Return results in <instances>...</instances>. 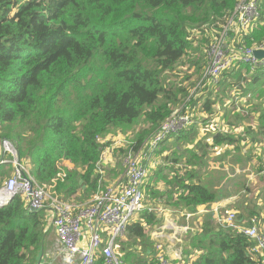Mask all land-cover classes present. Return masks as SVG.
<instances>
[{"label": "trees", "instance_id": "1", "mask_svg": "<svg viewBox=\"0 0 264 264\" xmlns=\"http://www.w3.org/2000/svg\"><path fill=\"white\" fill-rule=\"evenodd\" d=\"M240 1L0 0V145L3 140L15 144L20 161L39 185H52L60 171L58 162L66 157L83 171H68L55 192L62 200L86 204L106 187L99 173L107 146L101 137L112 128L141 122L148 126L138 131L132 147L138 152L149 145L148 152L162 160V166L144 183V208L128 225L126 242L118 244L116 252L124 264L157 263V246L148 236L161 221L160 209L196 214L200 207L210 208L229 196L228 187L215 188L208 176L198 177L191 147L200 134L195 122L156 147L150 142L188 97L184 88L168 82L169 73L184 61L204 69L206 48ZM261 5V19L249 32L229 29L228 49H264V0ZM220 78L218 83L212 78L201 83V92L176 114L193 120L190 111H195L206 130L210 118L205 115H213L220 83L230 90L247 84L243 92H252L251 100L264 97V61L256 68L236 62ZM228 100L222 98L218 108L224 119L227 112L221 107ZM232 112L239 126L248 118ZM255 119L263 129L264 108ZM235 132V125L227 132H205L201 143L212 137V150L230 146ZM181 142L190 150L180 152ZM164 143L165 149L159 150ZM183 160L187 169L178 168ZM167 168L172 169L169 174ZM13 170L0 165V187ZM245 204L237 208L242 217L264 221L261 211ZM49 225L45 212L30 211L21 196L0 206V264H31L42 251ZM190 244L197 254L190 264L263 262L251 253L254 242L220 225L213 214L203 216ZM103 262L100 254L96 264Z\"/></svg>", "mask_w": 264, "mask_h": 264}, {"label": "built area", "instance_id": "2", "mask_svg": "<svg viewBox=\"0 0 264 264\" xmlns=\"http://www.w3.org/2000/svg\"><path fill=\"white\" fill-rule=\"evenodd\" d=\"M262 0H241L228 23L213 39L209 52L207 77L218 83L224 71L236 62H242L256 68L264 60L254 57V49L241 52L228 49L229 29L236 27L250 31L261 19ZM194 123L189 116L173 115L151 141V147L165 139L171 133H178ZM10 153L14 159L5 156ZM106 151L101 155L99 165L107 161ZM108 154V153H107ZM139 154L129 152L124 157L125 180L122 184H112L98 193L86 204H76L62 200L55 192L59 181H63L68 171L78 165L64 157L58 162L59 173L49 187H43L30 175L20 161L15 144L3 140L0 145V165L11 164L14 171L0 187V206L11 198L21 196L32 212L47 210L50 212V227L58 236L63 264H96L99 255H103V264H124L116 252L118 244L126 237L128 225L143 210V185L149 177L148 165L143 163ZM106 163V162H104ZM264 176V165L261 169ZM220 206L212 210L218 223L236 234L249 238L255 245L251 253L262 259L264 264V221L254 217L248 220L238 219L236 213L220 215ZM186 218L192 214H186ZM156 264H172L165 249L160 244L156 248Z\"/></svg>", "mask_w": 264, "mask_h": 264}, {"label": "crops", "instance_id": "3", "mask_svg": "<svg viewBox=\"0 0 264 264\" xmlns=\"http://www.w3.org/2000/svg\"><path fill=\"white\" fill-rule=\"evenodd\" d=\"M220 87L218 89L224 90L226 87L224 84L220 83ZM247 86V84L244 85V88ZM238 88L239 95L236 97V101L238 102L241 99L249 98L252 94V92L248 94H244L243 89L240 87ZM249 88V87H248ZM254 89V88H253ZM247 90V89H246ZM234 100V101H235ZM236 104V102H235ZM247 104L249 105L247 107V114L248 118H246V121L244 124H241L239 126V121L232 122L230 125L236 126V132L235 136L236 139L234 143L230 146H219L216 149L220 148L225 149V152L222 154L224 158H227L230 163L233 165V176L227 175L224 172L223 166H218L219 168L214 169L213 167H202L197 166V172L198 177L202 178L203 175L208 176L207 182L212 183L215 188L224 187L226 185L224 184H231L235 186L236 191H243V185L246 187L247 183H251L254 186L253 194H246L245 191L243 194L242 192L235 193V190H230L231 192H227L226 195H229L226 199L222 200V202L216 203L215 205L209 207H200L198 210V213L192 214V217L186 218V213L178 212L176 210L172 209H160L159 216H160V223L156 224L155 226L151 227L149 229V241L156 246L162 245L165 249L169 259L171 260L172 264H190L194 260V256L197 254L193 253V250L191 248L190 240L191 237H193L196 233L199 232L201 223L203 222V216L205 214H213V216L216 219L215 213L212 212V210L218 206H220V213L225 214L226 212L230 213L231 210L235 213L237 212V217L240 220H248L250 218H244L237 210L238 207L243 205V202L246 200V206H254L257 208L258 212L261 211V217H264V206L262 207L261 204L264 202V177L263 175L257 174V170H255V164L254 162H263L264 161V128L260 125H258L256 117L259 116V111L264 108V97L262 99H254L251 100L250 98L247 100ZM220 100L217 101L213 107V110L215 108H220ZM217 108V109H218ZM226 108V109H225ZM221 109H225L232 111L229 106L221 107ZM219 110V109H218ZM227 112V111H226ZM224 113V112H223ZM240 114V117H243L242 111L238 112ZM221 115H219L216 119H210L209 122H216L218 123L221 120ZM207 115H205V118ZM239 120V119H238ZM208 122V124H210ZM227 127H222L220 124L218 126V129L220 132H227ZM203 130V126L200 125L198 130ZM189 131V130H188ZM205 132H208L206 130H203ZM200 132L202 135L200 136V139L202 140L204 137V133ZM211 134V133H210ZM241 136V137H240ZM207 140H204L202 142L205 143L204 145H207V143L210 141L212 142V137H207ZM255 139L256 143L252 140ZM234 145H236V148H234ZM241 145H244V147H247L246 150L241 148ZM215 149V150H216ZM212 148L209 145V148L205 149V152L210 153ZM197 154V152H196ZM108 154L106 153V156ZM107 158V162H108ZM264 162L262 163V165ZM78 170L83 171L82 168H79ZM108 170V173H113L112 167L109 165V163H102L100 165V171L102 182L107 185V178L105 176L106 172ZM190 170L193 169L190 167ZM261 171V169H260ZM251 175V177H250ZM240 177V178H239ZM198 181V180H197ZM242 186L241 188H238ZM229 188V187H228ZM242 194L244 196H242ZM242 198V201L237 205L235 203V198ZM250 197V198H249ZM253 198V199H251ZM89 199L88 201H90ZM87 201V202H88ZM246 208V207H245ZM244 208V209H245ZM240 215V216H239ZM49 232L45 238V242L43 245L44 252H46L48 255L53 256L54 258L61 257L60 254V242L58 239V236L56 234V231L48 226ZM126 242V238L121 240V242ZM124 242V243H125Z\"/></svg>", "mask_w": 264, "mask_h": 264}, {"label": "rangeland", "instance_id": "4", "mask_svg": "<svg viewBox=\"0 0 264 264\" xmlns=\"http://www.w3.org/2000/svg\"><path fill=\"white\" fill-rule=\"evenodd\" d=\"M260 20H258L257 22H259ZM213 45V40L212 42L208 45V47L205 50V54H206V62L204 63V69L202 70H196V68L190 67V64L187 63L186 61H184L183 63H180V65L173 71H171L168 75V82H171L173 84H176L178 87H182L184 88L187 92H188V97L185 100L184 104L179 107L174 114L178 113L179 111H181V109L186 105V103L188 101L191 100V96H195L201 92V83L206 82L207 78V71L209 68V52H210V48ZM221 79V78H220ZM237 95H239V91L238 88H233V89H224V90H220V89H215L214 91V97L215 99L217 98V101L219 102V100H222V98H229V100L224 103V105L227 107L229 106L230 109L232 110H237V111H242V114L246 117H248V114L246 111L247 107L249 106L247 104V100L250 98H245L239 100L236 104H233V102L235 103V99L237 97ZM218 108V107H217ZM217 108H215L213 110V115H208L206 118H210V119H216L219 115H221V120L216 123L214 121L209 122V126L206 129L208 132V134H210V132H215V130L218 129L219 124L222 127H229L230 124L232 122H235L234 119V114L232 111L226 110L227 111V119H224V113L220 109L218 110ZM192 112V116L194 117V122H195V127H200V125H203V120L202 118L198 117V113H196L195 111H190ZM237 113V112H236ZM147 124H145L144 122L139 123L138 125H132V126H126L124 128H112L110 129L104 136L101 137L100 141L102 144H107V146L105 147V151L108 153V162L104 161L106 163H109V165L112 167L113 173H108V170L105 174L106 178H107V185L105 188H109L112 184H116L119 182V184H122L123 181L126 179L125 178V170H126V166L124 165V157L125 154L129 153V152H134L136 154H139V158L142 161H147V165H148V170H149V176L151 175L152 171L157 169V165L162 166V160L160 161L159 158H157L154 154L149 153L148 152V147L135 152L133 149V145L135 144V139H136V135L138 133V131H142L145 130L147 128ZM205 130V129H203ZM202 130V131H203ZM200 132H202L199 129ZM203 133L205 134V131H203ZM211 133V134H212ZM202 134L200 133L197 141L198 142H193L192 144V148L194 150H196L197 154H196V158H194L195 163H197V166H202L203 164H206L205 167H213L214 169L219 168L218 166H223L222 168L224 169V172L229 176L232 175L233 176V165L230 163V161L227 158H224L222 156V154L225 152V149H213L210 151V153L205 152L206 148H209V145H211V139L210 141L207 143V145H204L205 143H201V139L200 136ZM173 141V140H171ZM151 143V142H150ZM167 143L162 144L159 147V150H162V148L166 145ZM170 148V144L168 145ZM184 146V142H181L178 146V149L180 150V152H183V150H190L189 149V145ZM175 147V146H174ZM174 147L172 149V151H174ZM234 148H236V145H234ZM242 149H245L247 147H244V145H241ZM165 149V147H164ZM163 149V150H164ZM121 150H123L125 153L121 152ZM170 150V149H169ZM164 154H169L167 152H165ZM9 161H11L12 159H14V156L11 155L10 153H7L5 156ZM170 160L172 161L171 157ZM264 162V161H263ZM259 162H254L255 164V170H257V174L259 173V175L261 174L260 169L262 168V163ZM182 164L178 165L179 169H187L185 168V163L186 160H183V162H181ZM11 164H8V168L12 167ZM159 167V166H158ZM13 168V167H12ZM79 167L75 170H78ZM188 170L189 167H188ZM14 171V170H13ZM172 171L171 168H167V174H169V172ZM13 176V172L11 174V177ZM251 177V175H250ZM240 178V177H239ZM226 185V187H229L227 190H235V186L231 185V184H224ZM248 190H246L245 187V191L246 193H249L252 195V192L254 191V186L251 183H247L246 184ZM242 186L238 187L241 188ZM244 187V185H243ZM227 192H231V191H227ZM242 196H244L242 194ZM235 203L238 205L241 201L242 198H235ZM46 216L49 218L51 217V214L49 211L44 210ZM233 211L231 210V213ZM49 232V231H48ZM45 242V241H44ZM44 247L45 245H43L42 251L41 253L34 258V260L31 261V264H63V260L62 257L59 258H54L51 255H48L46 252H44Z\"/></svg>", "mask_w": 264, "mask_h": 264}, {"label": "water", "instance_id": "5", "mask_svg": "<svg viewBox=\"0 0 264 264\" xmlns=\"http://www.w3.org/2000/svg\"><path fill=\"white\" fill-rule=\"evenodd\" d=\"M253 54L256 59L264 60V49H255Z\"/></svg>", "mask_w": 264, "mask_h": 264}]
</instances>
